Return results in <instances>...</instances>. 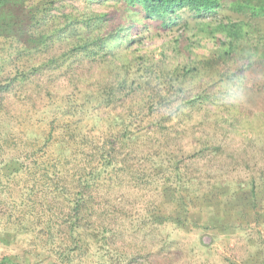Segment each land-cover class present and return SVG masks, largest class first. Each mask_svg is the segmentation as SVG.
Returning <instances> with one entry per match:
<instances>
[{
    "label": "trees",
    "instance_id": "1",
    "mask_svg": "<svg viewBox=\"0 0 264 264\" xmlns=\"http://www.w3.org/2000/svg\"><path fill=\"white\" fill-rule=\"evenodd\" d=\"M160 33L174 41L147 48ZM257 65L264 0H0V147L23 126L33 152L20 155L28 163H0V193L5 178L28 179L29 204L12 227L44 249L26 263L2 254L0 264H121L128 247L109 208L122 190L183 211L231 190L230 175L264 153V116L257 129L249 111L263 88L248 77ZM14 104L20 113L9 115ZM250 185L256 205L264 169ZM238 186L233 194L247 192ZM47 191L62 200L49 218L31 203Z\"/></svg>",
    "mask_w": 264,
    "mask_h": 264
},
{
    "label": "rangeland",
    "instance_id": "2",
    "mask_svg": "<svg viewBox=\"0 0 264 264\" xmlns=\"http://www.w3.org/2000/svg\"><path fill=\"white\" fill-rule=\"evenodd\" d=\"M185 16L188 17L189 14ZM177 34L183 35L185 39L193 38L191 33L184 31L179 30ZM174 37L171 33L154 34L145 44L147 48H160L167 42L172 43ZM211 47L212 44H208V49ZM62 50L58 49V52L61 53ZM248 77L263 87L255 93L254 101L257 103L249 110L254 113L255 123H259L256 128L260 129L261 123L255 115L260 118L264 116V68L255 66ZM59 81L64 91H71L68 78L58 79V85ZM15 107L16 104L10 107L12 113L9 115L20 113V110L15 111ZM38 116L42 117L40 114ZM23 119L28 122V118ZM24 129L23 126H17L14 138L8 139L0 147V163L13 157H18L22 163L31 161L32 155L26 162L23 160L24 156H20L26 151L33 153L26 148ZM37 132L46 133L43 127L36 129L35 133ZM245 160L249 166L246 162L241 171L230 175L231 190L227 188L218 192L216 198L212 199V204L193 199L188 202V210L185 211L173 205L169 198L163 199L143 191L122 190L118 198L112 200L113 206L109 208L116 218L118 245L128 247L127 251L124 250L121 264H264V188L262 193L258 192L256 205L249 193L250 184L262 175L264 153L249 156ZM13 171L14 169H10L4 173L11 175ZM22 178L21 175H11L9 179L1 181L0 255L17 256L16 261L20 263L25 258L26 263V258L34 261V254H42L44 249L42 241L37 240L36 236L22 232L19 227H12L14 221L23 219L21 213L29 204H22V198H27L30 186L28 179ZM239 182L246 184L247 192L238 191L233 194V191L239 190ZM55 195L49 191L44 194L36 192L31 203L42 201L44 205L42 208L39 206L37 211L40 209L42 215L49 218V204L62 202ZM169 216L174 220L167 221L166 217ZM36 225L41 226L38 222ZM2 238L9 245L3 244ZM47 253L46 250L44 254ZM86 260L87 264H92L89 259ZM90 260L94 261L93 258Z\"/></svg>",
    "mask_w": 264,
    "mask_h": 264
}]
</instances>
